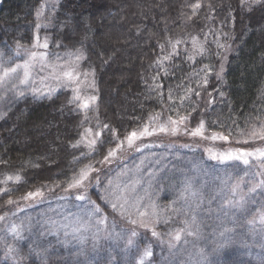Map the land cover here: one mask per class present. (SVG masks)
Wrapping results in <instances>:
<instances>
[{"label":"trees","instance_id":"16d2710c","mask_svg":"<svg viewBox=\"0 0 264 264\" xmlns=\"http://www.w3.org/2000/svg\"><path fill=\"white\" fill-rule=\"evenodd\" d=\"M45 1L1 0L0 61L11 66L34 42ZM51 6L44 27L50 50L72 49L85 57L95 117L83 122L91 113L70 88L42 96L28 91L4 111L0 217L32 199H23L29 192L73 193L77 188L68 184L86 166L95 181L113 137L124 140L157 121L186 117L190 128L203 121V131L227 136L232 146L258 141L251 134L264 126V0H54ZM86 124L101 129L91 149L80 139ZM17 175L19 181L7 180ZM166 177L164 189L172 178ZM162 192V201L171 198L167 188ZM99 204L113 215L107 203ZM181 218L176 228L159 222L142 233L140 241L145 233L151 243L146 259L166 254L162 236L180 232ZM241 249L222 251L213 264H258ZM0 264L17 263L0 248ZM20 264L73 263L54 254L48 262L32 258Z\"/></svg>","mask_w":264,"mask_h":264},{"label":"rangeland","instance_id":"374dc122","mask_svg":"<svg viewBox=\"0 0 264 264\" xmlns=\"http://www.w3.org/2000/svg\"><path fill=\"white\" fill-rule=\"evenodd\" d=\"M53 1H45L34 42L24 53L17 51L20 59L11 66L9 61L7 65L0 61L3 67L28 65L26 83H20L23 67L0 83V119L28 91L42 96L62 88H70L80 106L88 103L87 108H81L91 115L83 122L95 117L96 99L91 98H96V93L91 89L94 82L83 68L85 57L72 49L50 50L44 27L48 26L45 20L50 7L54 9ZM31 53H36L35 57ZM68 72L73 75L71 80L65 75ZM170 121H177L175 133L158 130L160 125L171 129ZM147 127L152 134L140 137L132 146L126 139L113 137V149L117 144L122 146L104 160L95 181L90 177L87 185L73 193L55 197L43 193L12 208L0 221V248L17 264L32 258L48 262L54 254L73 264H138L151 244L145 233L140 241L148 228L142 227L141 221L150 227L163 222L165 227L176 228L174 221L181 214V239H174L175 230L165 232L162 240L166 254L158 260L145 258L144 264H213L222 251L241 248L258 264H264V187H256L264 180V157L247 156L248 164L242 159L213 158L230 152L235 156L264 150V140L258 138L252 146H232L218 133H214L216 139L203 130L202 135H192L197 127L190 128L185 121L175 119ZM100 131L86 124L81 143L97 141ZM166 176L172 177L166 187L171 198L162 201ZM254 187L256 190L251 191ZM99 200L109 205L112 216L103 213ZM238 226L243 227L241 231ZM132 232L136 233L134 237ZM130 237L132 245L127 243Z\"/></svg>","mask_w":264,"mask_h":264},{"label":"snow or ice","instance_id":"6c2138e0","mask_svg":"<svg viewBox=\"0 0 264 264\" xmlns=\"http://www.w3.org/2000/svg\"><path fill=\"white\" fill-rule=\"evenodd\" d=\"M255 2H256V0H253V3H255ZM241 3H244V0H241ZM199 6H200L199 3H197V4L193 5L192 7L193 8H198ZM193 39H194V43H195V38H193ZM43 47L47 48L48 47L47 43H44ZM31 55L33 57H35L36 53H31ZM21 67L24 68V79H21L20 83H26L27 82V77H28V71H27L28 65H27V63L24 64V65H15L14 67H3L2 65H0V83H2L5 78L10 77L12 75L18 74V69H20ZM65 75L70 80L73 78V75H72L71 72L65 73ZM21 95H23V93H21ZM91 99L94 101L96 98L92 97ZM81 107L87 108L88 107V103L87 102L83 103L81 105ZM184 119H186V117H181L180 118L181 122ZM170 123L173 125L171 127V129H169L165 125H160L158 127V130L161 131V132L171 131L172 133H175L177 131V128L175 127V125L177 124V121H170ZM105 127H107V125H105ZM203 128H204V122L201 121L199 126L191 134L192 135H202L203 134V131H202ZM89 131H91V130H89ZM151 134L152 133L148 130V127L145 126L143 129H141L139 131L131 132L128 136L125 137V139H126L128 145L132 146L134 144L135 140H137L140 137H143L145 135H151ZM251 135H252L253 138H259V139L264 140V126H262L260 130H254ZM96 136H100V133L99 132L96 133ZM212 138L213 139L218 138L217 134H213ZM219 138H222V139H225V140L228 139L227 136H222V137H219ZM95 144H96V140L95 139L89 141V146H92V145H95ZM121 146H122V144H117L116 145V149H119ZM116 149H110L108 151L107 155L104 157V160L107 161L110 157L114 156L116 154ZM252 155H257L258 157H264V150L257 149L255 153H242V154L235 155V156L230 152L228 154H222L219 157H216L214 155L213 158H219V159L225 160V161L233 160V159H237V160L242 159L244 164H248L249 161L245 157L252 156ZM90 171H92L91 166H86V168L81 169L78 178L74 176L72 182L68 184V187L69 188L84 187V182L88 179V175H89ZM12 179H15L16 181H19L20 180V176L17 175L15 177H12V176L7 177V180H12ZM7 180H5V183L7 182ZM256 187H264V180L260 181L259 184ZM255 190H256L255 187L253 189H251V191H255ZM5 191H6L5 189H0V192H5ZM38 195H42V193L39 190H37L36 192H29V193H27V195L25 197H23V199H28L30 197H34V196H38ZM84 198H85L84 196H80L79 197V199H84ZM8 203H13V201L9 200ZM90 203L95 204V202H92V201H90ZM239 203H242V201L239 202ZM112 207H113V209H116L117 205L113 204ZM120 208H123V205H120ZM95 211L96 212L100 211L98 205L95 206ZM141 215H143V214H141ZM0 219H4V217H0ZM101 222H103V221H101ZM132 223L136 224L137 221L134 220V221H132ZM141 226L145 227V228L149 227V225L143 223V221H141ZM13 230L15 231V229H13ZM152 234H153V236L158 235V233H156L154 229H153ZM135 235H136V233L132 232V237H134ZM221 235L223 236L224 233H221ZM174 239L177 240V241H179L181 239L180 232L176 233V235L174 236ZM127 243H128V245H132L134 243V241L130 237L128 239ZM151 255H152V252H151L150 248H145L143 253H142V255H141V257H140V260H139L138 264H144L145 258L150 257Z\"/></svg>","mask_w":264,"mask_h":264}]
</instances>
